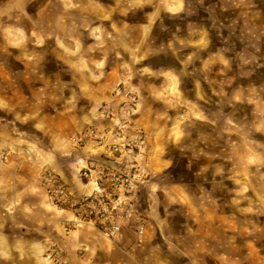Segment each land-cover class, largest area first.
Segmentation results:
<instances>
[{
	"label": "crops",
	"instance_id": "1",
	"mask_svg": "<svg viewBox=\"0 0 264 264\" xmlns=\"http://www.w3.org/2000/svg\"><path fill=\"white\" fill-rule=\"evenodd\" d=\"M81 5L83 23L81 26L73 23L72 37L76 41L66 53L61 50V66L58 64L49 78L53 81V85L48 84L50 88L44 87L41 73L48 57L25 58V51L19 50L18 60L25 68L13 77L19 82L17 85L11 84L12 73L0 69L3 82L0 84V151L9 155L8 161L0 164V216H5L7 238L17 241L18 254L25 258L44 255L50 248V238L63 234V225L74 218L72 210L51 203L48 188L39 183L42 173L54 172L72 195L90 196L92 186L81 177L82 167H93L97 158L121 142L113 135L118 122L102 120L97 113L102 103H110L118 110L125 101L114 95L123 77L128 76L139 97L132 130L125 136L135 138L139 132L146 135V153L139 157V162L146 167L148 175L160 178L151 188L173 193V197L175 192L182 195V180L174 179L175 156L182 157V122L168 100L169 93L173 90L181 96L183 83L185 90L187 87L188 91H198V83L204 78L212 84H218L219 80L218 19L214 31L213 22L209 28L201 20L189 23L186 0H82ZM258 6V26L244 23L241 30L243 46L255 44L261 54L264 9L262 3ZM72 15L77 16V12L73 10ZM5 45L9 52L10 44L5 42ZM34 51L44 55L40 46ZM259 57L264 61L263 55ZM5 58L3 51L4 62ZM27 69L34 71L29 79ZM63 76L69 85L67 89L58 87ZM258 104L263 106L258 116L264 125V101L258 100ZM91 128L106 137L104 146L92 142L86 133ZM77 135L85 136V147H78L74 140ZM198 155L200 161L208 159L206 154ZM214 185L219 187L217 182ZM178 200L181 203L182 196ZM148 205L147 210L137 215L145 216L151 224L146 241L151 246L146 250L148 264H176V261L186 264L187 255H193L187 264H206L205 256L219 257L209 249L212 234L218 233L212 232V225L208 229L199 219L198 225L190 227L196 209L203 210V204ZM228 205L235 211V204ZM9 209H15L14 216L3 212ZM175 215L185 219L179 233L169 228ZM207 216L202 213V218ZM141 221L137 231L145 229V221ZM160 225L167 226L168 231L155 232L153 226L160 229ZM145 235L146 230L142 239L139 238L141 242ZM226 235L227 246L234 250L235 237L231 236L234 231ZM258 235L264 240L263 229ZM67 242L71 261L76 248L86 247L84 264H123L125 259H119L121 255L132 259V252H136L131 251L135 240L126 230L108 239L95 229L84 228L71 234Z\"/></svg>",
	"mask_w": 264,
	"mask_h": 264
},
{
	"label": "rangeland",
	"instance_id": "2",
	"mask_svg": "<svg viewBox=\"0 0 264 264\" xmlns=\"http://www.w3.org/2000/svg\"><path fill=\"white\" fill-rule=\"evenodd\" d=\"M186 1L189 23L196 24L201 20L207 27L213 22L214 31V23L218 19V84H212L204 78V81L198 83V91H188L187 87L185 90L186 85L183 83L181 96L175 95L173 90L169 93L168 100L177 109V115L182 122V157L175 156L174 168V179L182 180V195L175 192L173 197V193H161L162 191L151 188L152 184L159 181L158 175H148L140 182L134 204L136 216L134 215L132 222L123 229L134 238L135 243L131 251L136 252H132L133 260L126 254L121 255L119 259L126 260H122L123 264H148L146 250H150L151 246L147 245L146 241L147 229L151 224H148L149 220L145 216L137 217L139 213L147 210L148 204H203V210L196 209L194 218L190 220V227L198 225L199 219L208 229L212 225V232L218 233H215L217 238L211 233L213 240L210 241L209 249L213 250V255L218 253L219 256H205L203 262L264 264V240L258 235L262 229L264 231V125L260 123L258 116L262 106L258 104V100L264 101V61L259 57H264V45L261 54L259 47H254L255 44L250 43L244 47L241 30L244 23L258 26L257 9L259 3H262L264 9V0ZM81 2L82 0H0V69L5 68L7 72L12 73V86L19 83L13 77L24 72L25 68L19 63V50L25 51V58H34L36 55L50 58L47 64L42 66L41 73L44 87L50 88V83L53 85L49 78L56 71L55 68H58V64L61 66V50L66 53L68 47L72 48L73 42L76 41L72 37V25L75 23L81 26L83 23V9L79 11ZM73 10L77 12L75 17L72 15ZM4 41L10 44L9 52ZM38 46L43 48L44 55L35 54L34 48ZM3 51L6 54L5 62L2 59ZM37 69L41 70L40 66ZM29 71L31 70L27 69L28 79L34 74V71ZM1 83L3 82L0 80ZM188 86L192 87L191 84ZM58 87H69L66 77L59 80ZM120 89L132 92L137 98L135 112L131 118L133 121L138 113L139 97L128 76L123 77L117 84L115 97ZM105 104L107 102L100 105L98 118L101 117L100 110ZM139 135L146 142V135L141 132ZM186 137L187 142H184ZM143 147L142 154L145 155L147 143ZM198 153L206 154L209 160H198ZM8 159L9 155L6 161L0 159V164H5ZM201 179L203 183L200 182ZM216 182L219 184L218 188L214 185ZM180 196L181 203L178 200ZM228 204H235V211L231 210ZM3 212L14 216L16 211L9 209ZM203 212L208 215L207 218H202ZM4 218V215L0 216V264H31V259L36 260L37 264H54L52 259H49V254L54 248H57L67 264L86 262L87 249L83 245L76 248L74 261H71L67 241L74 232L84 228L95 229L94 227L71 228L66 222L63 225V234L50 238V248L44 255L25 258L18 254L17 241L7 238ZM138 218L145 221L146 235L142 242L136 229L138 224H142ZM182 221L185 224V219L175 215L169 228L181 232ZM153 227L155 232L168 231V227L164 225H160V229ZM95 230L103 237L97 229ZM232 231L234 235L231 236L235 237L236 244L234 250L226 243V234H231ZM182 247L185 248L183 243ZM141 249L145 252L138 253L137 250ZM139 254L143 255L138 256ZM135 255L137 257H134ZM192 257L193 255H187L186 264L191 263Z\"/></svg>",
	"mask_w": 264,
	"mask_h": 264
},
{
	"label": "built area",
	"instance_id": "3",
	"mask_svg": "<svg viewBox=\"0 0 264 264\" xmlns=\"http://www.w3.org/2000/svg\"><path fill=\"white\" fill-rule=\"evenodd\" d=\"M116 97L123 98L118 110L110 103L101 107L102 119L118 122L114 136L121 140L112 145L108 153L94 161V166L82 167L81 177L87 185L92 186L90 196L77 197L72 195L63 184L61 178L54 172L44 171L40 183L48 188L51 203L57 208L70 209L74 218L67 222L68 227L91 226L104 237L112 239L123 231L124 226L132 222L135 215V205L140 182L148 177L144 165L139 162L145 140L137 133L135 138L126 137L132 130V115L135 112L137 98L127 90H118ZM93 143L104 146L106 137L100 136L96 128L87 132ZM75 142L78 147L86 145L85 136L77 135ZM8 155L0 151V159L7 160ZM142 239L145 229L137 231ZM54 264H67L57 248L49 254Z\"/></svg>",
	"mask_w": 264,
	"mask_h": 264
}]
</instances>
